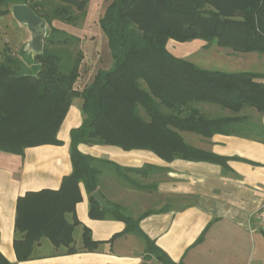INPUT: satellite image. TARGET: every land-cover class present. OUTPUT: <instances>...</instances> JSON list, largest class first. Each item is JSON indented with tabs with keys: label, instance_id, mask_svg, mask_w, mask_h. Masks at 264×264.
Returning a JSON list of instances; mask_svg holds the SVG:
<instances>
[{
	"label": "trees",
	"instance_id": "obj_1",
	"mask_svg": "<svg viewBox=\"0 0 264 264\" xmlns=\"http://www.w3.org/2000/svg\"><path fill=\"white\" fill-rule=\"evenodd\" d=\"M24 3L45 19L47 32L40 53L34 55L35 72L4 48L0 60V151L22 154L24 148L60 144L56 133L73 98H80L81 124L69 132L70 174L57 189L27 191L16 199L14 238L17 261L27 260L42 237L54 247L76 251L72 231L77 224L74 208L80 201L79 183L89 194V214L113 218L125 224L124 233L144 237L145 260L173 262L139 228L143 215L132 217L119 206L102 207L90 196L96 189L97 159L79 151L78 144H111L124 150L148 149L165 161L182 158L226 164L225 156L187 144L182 131L203 136L214 133L261 136L264 127L248 123L245 108L264 114V73L226 71L201 67L171 54L169 39L186 42L201 39L204 46L216 44L233 53L257 52L264 56V0H110L99 24L106 36L112 64L98 68L82 88V54L74 56L69 46L79 38L55 23L75 25L84 18L88 0H0V15L10 6ZM75 10L77 13H75ZM227 110L209 116L201 104ZM151 165L120 168L145 173ZM73 214L72 222L65 218ZM264 235V230H263ZM201 237L198 238L199 241ZM196 241V242H197ZM98 242L84 228L82 247L96 248ZM0 264H11L0 252Z\"/></svg>",
	"mask_w": 264,
	"mask_h": 264
},
{
	"label": "crops",
	"instance_id": "obj_2",
	"mask_svg": "<svg viewBox=\"0 0 264 264\" xmlns=\"http://www.w3.org/2000/svg\"><path fill=\"white\" fill-rule=\"evenodd\" d=\"M0 18L3 22L0 60L4 48H8L26 71L35 70V54L28 49L31 36L26 27L17 23L10 12ZM204 44L201 39L186 42L169 39L166 48L174 56L201 66L194 57L203 50ZM226 50L229 55L224 62L230 71H242L240 68L253 65V58L260 57L264 63V56L257 52L239 54ZM86 62L84 55L76 82L79 89L95 73L89 67L84 68ZM254 71L264 73V65ZM80 104V98L72 99L56 133L60 144L26 147L22 154L0 151V252L11 264H162L154 258L144 259L145 238L124 233L122 220L113 218L111 213L101 219L90 216L89 194L82 183H79L81 199L74 208L78 222L72 231V245L76 251L67 253L64 246L54 247L48 238L42 237L33 245L29 259L17 261L13 240L21 234L14 228L16 199L27 191L57 189L62 178L70 174L69 132L81 124ZM200 106L209 116L228 114L214 104ZM240 115H247L251 125L264 127V114L253 108L241 110ZM181 136L193 147L227 157L226 164L182 158L165 161L148 149L124 150L111 144L79 143L78 149L97 159L99 173L95 190L107 204L119 206L125 214L143 215L138 223L140 230L173 262L264 264L261 215L264 212V142L261 136L214 133L206 137L190 131H182ZM144 165H151L145 173L124 172V178L118 174L117 166ZM65 218L72 222L73 214L68 212ZM84 228L98 242L93 250L82 247ZM43 243L49 244L48 249L36 251Z\"/></svg>",
	"mask_w": 264,
	"mask_h": 264
},
{
	"label": "rangeland",
	"instance_id": "obj_3",
	"mask_svg": "<svg viewBox=\"0 0 264 264\" xmlns=\"http://www.w3.org/2000/svg\"><path fill=\"white\" fill-rule=\"evenodd\" d=\"M108 2H110V0H89L84 18L78 19L75 25L63 24L60 22L55 23L57 26L62 27L71 34L73 33V35L79 38V42H72L69 48L74 56L77 52H80L81 54L84 53L87 61L84 67L86 70L88 69L87 67H89L90 70L95 71L98 68L107 69L112 64L107 39L99 24V18L104 14ZM73 11L77 13L75 10ZM1 21L2 20H0V29L3 28V22ZM226 49L227 48L219 47L216 44L206 45L203 46V50H201L194 58L198 64L203 67L230 71L228 63L224 62L228 60L226 55H229V52ZM251 60L253 65L243 67L244 70L254 71L264 65L263 60L260 57L259 59L253 58ZM243 69L240 68V70ZM26 72L34 73L35 70L30 68ZM47 244L43 243L41 247L36 249V251L47 250L49 245Z\"/></svg>",
	"mask_w": 264,
	"mask_h": 264
},
{
	"label": "water",
	"instance_id": "obj_4",
	"mask_svg": "<svg viewBox=\"0 0 264 264\" xmlns=\"http://www.w3.org/2000/svg\"><path fill=\"white\" fill-rule=\"evenodd\" d=\"M10 13L14 20L24 25L30 33L31 39L27 43L28 49L34 54L40 53L43 47V40L47 32V23L44 18L35 13V11L24 3H16L10 6ZM90 196L102 207H110L106 199L98 190L91 192ZM140 264H144L141 262Z\"/></svg>",
	"mask_w": 264,
	"mask_h": 264
},
{
	"label": "built area",
	"instance_id": "obj_5",
	"mask_svg": "<svg viewBox=\"0 0 264 264\" xmlns=\"http://www.w3.org/2000/svg\"><path fill=\"white\" fill-rule=\"evenodd\" d=\"M261 215H262V217L264 218V212H263Z\"/></svg>",
	"mask_w": 264,
	"mask_h": 264
}]
</instances>
